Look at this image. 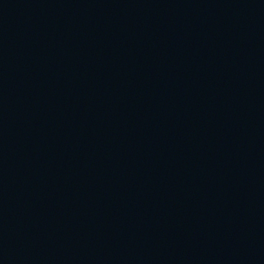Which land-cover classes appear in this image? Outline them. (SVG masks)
<instances>
[{"label":"water","instance_id":"95a60500","mask_svg":"<svg viewBox=\"0 0 264 264\" xmlns=\"http://www.w3.org/2000/svg\"><path fill=\"white\" fill-rule=\"evenodd\" d=\"M0 264H264V0H0Z\"/></svg>","mask_w":264,"mask_h":264}]
</instances>
